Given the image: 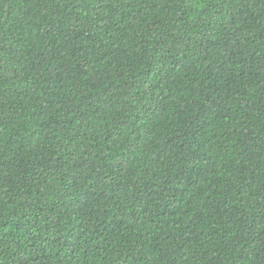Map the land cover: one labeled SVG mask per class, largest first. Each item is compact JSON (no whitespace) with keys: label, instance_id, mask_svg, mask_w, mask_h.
I'll return each instance as SVG.
<instances>
[{"label":"trees","instance_id":"trees-1","mask_svg":"<svg viewBox=\"0 0 264 264\" xmlns=\"http://www.w3.org/2000/svg\"><path fill=\"white\" fill-rule=\"evenodd\" d=\"M0 264H264V0H0Z\"/></svg>","mask_w":264,"mask_h":264}]
</instances>
